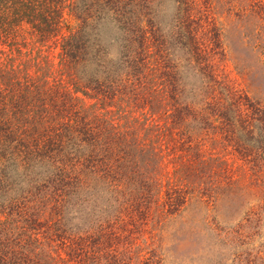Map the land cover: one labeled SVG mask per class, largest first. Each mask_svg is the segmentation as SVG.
Returning a JSON list of instances; mask_svg holds the SVG:
<instances>
[{"label": "trees", "instance_id": "1", "mask_svg": "<svg viewBox=\"0 0 264 264\" xmlns=\"http://www.w3.org/2000/svg\"><path fill=\"white\" fill-rule=\"evenodd\" d=\"M85 2L0 0V224L13 223L12 214L21 221L16 232L0 234V264H47L45 247L57 258L62 250L75 264L108 263L117 252L116 222L106 218L102 225L98 204H114L120 221L139 220V227L158 207L167 215L177 212L189 191L174 183L158 203L153 177L136 160L140 152L154 162L165 159L172 176L189 175L200 159L198 135L207 138L211 129L232 151L264 156V108L217 79L211 61L221 44L206 9L197 18L202 25L179 21V34L151 40L141 21L130 18L129 9L143 0ZM97 4L120 32L115 61L89 33ZM74 11L70 22L66 14ZM176 43L186 57L175 55ZM53 50L48 61L37 55ZM193 73L198 85L185 81ZM86 100L98 101L102 113ZM145 107L140 119L128 116ZM159 109L161 125L153 120ZM114 111L123 113L122 123L113 121ZM253 129L262 142L245 150ZM29 211L43 218H27ZM74 212H84L86 223H68L66 214L80 220Z\"/></svg>", "mask_w": 264, "mask_h": 264}, {"label": "rangeland", "instance_id": "2", "mask_svg": "<svg viewBox=\"0 0 264 264\" xmlns=\"http://www.w3.org/2000/svg\"><path fill=\"white\" fill-rule=\"evenodd\" d=\"M89 3L87 0L85 5ZM98 5L97 13L92 14L93 30L89 33L97 39L104 56L115 61L120 53V32L112 22L111 13L101 10ZM204 9L217 27L221 44V54H215L211 61L217 79L245 92L264 108V0H143L129 10L131 20H140L147 37L152 40L154 34L163 37L179 34V21L188 24L192 20L202 25V19L197 21V18ZM75 13L69 15L67 12L66 19L73 22ZM192 21L189 22L191 26ZM173 50L179 58L186 57L183 55L185 49L179 44H174ZM37 55L50 60L55 58L56 50ZM184 78L195 85L200 81L195 73L186 74ZM86 103L93 104L96 113H102L98 101L96 104L86 100ZM119 103L109 107L110 110H115ZM124 106L128 110L125 103H121V107ZM160 111L153 118L159 125L165 120ZM114 112L113 121L119 119L122 123L123 113ZM143 112L146 113V107L130 112L128 116L140 119ZM206 130L207 138L198 135L201 138L199 143H202L200 159L190 167L189 175L185 172V176H172L173 169L165 159L158 163L149 160L147 152L137 155L143 173L153 177L158 203L163 200L164 190L174 183L187 188V201L170 215L158 207L141 227L137 224L139 220L133 224L120 221L122 215L114 204L103 209L98 204L99 222L104 225L106 218H110L108 222H116L112 242L117 252L108 263L100 259L97 264H264V156L236 153L217 135H212L211 129ZM260 134L256 129L247 134L244 149L253 151L257 144L254 140L262 142ZM165 171L168 174H164ZM177 176L180 181L175 180ZM100 196L102 194L97 191V197ZM74 213H78L80 220L66 214L68 223L77 226L86 223L84 212ZM29 215L36 216L30 211L27 218ZM41 215L36 217L41 220ZM12 219L14 222L7 226L0 224V234L17 231L20 217L12 214ZM33 227L34 230L31 228L30 231H35L36 227ZM44 251L47 264H75L67 260L62 250L58 251V258L50 248L45 247Z\"/></svg>", "mask_w": 264, "mask_h": 264}]
</instances>
